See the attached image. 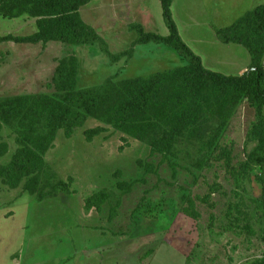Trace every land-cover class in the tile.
Wrapping results in <instances>:
<instances>
[{"label":"rangeland","instance_id":"1","mask_svg":"<svg viewBox=\"0 0 264 264\" xmlns=\"http://www.w3.org/2000/svg\"><path fill=\"white\" fill-rule=\"evenodd\" d=\"M23 4L0 14V38L52 20ZM263 4L172 0L171 14L205 70L241 77L264 73V31L245 17ZM77 15L128 54L112 63L97 44L0 42V264H264V101L245 82L183 79L174 72L194 67L172 47L132 46L136 24L168 35L160 0H92ZM238 21V41H219L214 28ZM155 73L168 76L153 103L122 117ZM38 96L65 104L60 127Z\"/></svg>","mask_w":264,"mask_h":264},{"label":"trees","instance_id":"2","mask_svg":"<svg viewBox=\"0 0 264 264\" xmlns=\"http://www.w3.org/2000/svg\"><path fill=\"white\" fill-rule=\"evenodd\" d=\"M27 0H0V14L3 17L9 18L14 15H20L23 12V2ZM43 9L42 15L52 17V20L45 21L38 19L36 21L38 32L27 37H13L5 36L0 38V42H14L19 44H36L48 40H66L73 45H87L97 44L100 51L112 63L117 62L128 52H121L119 54H111L106 43L93 31L87 28L77 15L80 6L87 4L92 0H32ZM171 1L160 0L161 15L163 22L168 30L167 36L158 35L155 33L144 32L140 24L133 25L128 28L129 32H134L136 38L132 43L135 45H146L153 43L156 45H165L172 47L178 54L187 60L193 67L195 72L193 74H186L181 69H177L174 73H178L180 77L185 80L193 81L196 84L205 78L211 77L219 79L225 84H234L245 82L251 98L256 102L264 101V93L261 90V85L264 81V73L262 69L254 65L243 76L232 77L223 76L220 74L208 72L202 66L201 58L198 56L180 37L177 26L171 14ZM253 22V30L256 33L264 31V4L255 7L250 13L246 14ZM240 21L233 24L231 27L214 28V32L222 43H235L238 41L237 37L232 34L234 27L238 26ZM167 74L155 73L146 82L144 91L133 100H129L118 113L123 117L125 115H132L138 113L148 106H150L156 98L157 88L166 80ZM69 78L64 71L58 70L53 77V84L57 91L65 90L64 83L68 82ZM72 96H69V99ZM35 104L44 105V115L50 116L54 112L60 114L61 118L53 121V124L60 127L61 120L65 121L67 111L65 104L59 102L53 97H35L30 98ZM72 100H69V102ZM120 116V117H121ZM69 130V126L66 125ZM261 161V160H260ZM38 163L33 160V164Z\"/></svg>","mask_w":264,"mask_h":264}]
</instances>
